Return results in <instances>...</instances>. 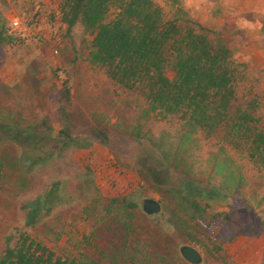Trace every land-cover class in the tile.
Returning a JSON list of instances; mask_svg holds the SVG:
<instances>
[{"label":"rangeland","instance_id":"obj_1","mask_svg":"<svg viewBox=\"0 0 264 264\" xmlns=\"http://www.w3.org/2000/svg\"><path fill=\"white\" fill-rule=\"evenodd\" d=\"M153 1L166 19H175L181 8L212 39L225 43L241 65L238 98L246 103L256 99L264 121V0H178L179 5ZM60 4L61 0H0V18L16 40L14 45H0V132L31 128L39 137L32 148L0 140V161L5 166L0 183V254L6 237L27 233L44 241L56 258L82 260L89 254L111 264L107 261L111 249L121 246L125 235L113 220L116 213L109 210L116 180L119 191L129 190L137 205L130 222L135 263L189 264L180 248L196 246L170 224L166 208L169 189L184 177L185 166L168 168L163 154L148 141L164 142L171 159L179 125L143 116L141 96L121 90L92 63L87 47L90 32L81 23L69 32L61 20ZM16 20L19 29H13ZM65 82L72 88L73 133L86 140L75 146L58 137ZM93 129L107 132V146L92 140ZM194 137L199 144L191 149L195 156L188 161L194 164L190 177L212 179L210 157L219 149L217 140ZM82 143L88 147H78ZM29 151L31 161L26 160ZM228 152L244 176L239 206L234 207L231 199L213 201L211 212L229 214L234 223H213L211 238L222 250L206 255L196 248L203 255L202 264H264V170L249 164L241 152ZM178 156L188 154L182 149ZM54 183L60 184V204L34 229L25 228L23 204ZM145 199L159 201L162 211L147 215Z\"/></svg>","mask_w":264,"mask_h":264},{"label":"trees","instance_id":"obj_2","mask_svg":"<svg viewBox=\"0 0 264 264\" xmlns=\"http://www.w3.org/2000/svg\"><path fill=\"white\" fill-rule=\"evenodd\" d=\"M172 1L179 5L178 0ZM60 13L69 32L79 23L90 32L87 47L92 63L105 70L121 90L141 96L145 118L156 116L179 125V142L171 159L165 153L164 142L148 139L156 152L163 154L168 168L185 166L184 177L169 189L170 202L166 204L169 222L202 253L222 250L211 238L213 223L223 221L232 225L234 220L229 214L212 213L211 203L231 199L234 207L239 206L244 186L241 168L228 150L241 152L249 164L264 170V121L259 116L260 103L256 99L246 103L238 98L241 65L222 40L212 39L208 30L186 17L181 8L177 9L175 19H166L163 9L153 0H61ZM15 42L0 18V45ZM62 87L58 137L68 146H75L79 140H86L73 133L72 88L67 82ZM0 134V140L8 139L30 148L37 146L39 140L31 128L4 130ZM90 134L95 142L108 145L107 132L93 129ZM195 135L217 140L219 149L210 157L212 179L198 181L190 177L194 164L189 165L188 161L195 156L191 149L199 144ZM78 147L88 146L82 143ZM182 149L187 158L178 156ZM32 156L33 151H29L26 160L31 161ZM4 171L0 161V183ZM112 182L116 194L110 199L109 210L116 213L113 220L125 235L121 246L111 249L112 258L107 261L136 264V255L130 252L137 254L130 246V222L137 205L129 190L121 192L117 181ZM59 186L54 183L41 196L23 204L25 228L34 229L54 212L61 201ZM112 225L109 224L114 230ZM105 260L89 254L82 260L56 258L44 241L27 233L6 237L5 249L0 254V264H104Z\"/></svg>","mask_w":264,"mask_h":264},{"label":"water","instance_id":"obj_3","mask_svg":"<svg viewBox=\"0 0 264 264\" xmlns=\"http://www.w3.org/2000/svg\"><path fill=\"white\" fill-rule=\"evenodd\" d=\"M143 211L150 216L157 215L162 211V205L155 199H145ZM180 253L189 264H202L204 261L202 253L194 246L184 245L180 248Z\"/></svg>","mask_w":264,"mask_h":264},{"label":"built area","instance_id":"obj_4","mask_svg":"<svg viewBox=\"0 0 264 264\" xmlns=\"http://www.w3.org/2000/svg\"><path fill=\"white\" fill-rule=\"evenodd\" d=\"M19 27H20V22L19 21H14L13 22V29H19Z\"/></svg>","mask_w":264,"mask_h":264}]
</instances>
